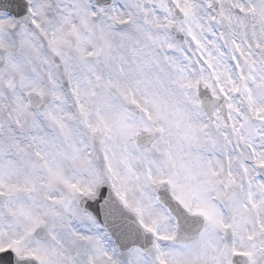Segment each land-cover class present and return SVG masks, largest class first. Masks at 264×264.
I'll use <instances>...</instances> for the list:
<instances>
[{"label": "snow or ice", "instance_id": "snow-or-ice-1", "mask_svg": "<svg viewBox=\"0 0 264 264\" xmlns=\"http://www.w3.org/2000/svg\"><path fill=\"white\" fill-rule=\"evenodd\" d=\"M0 264H264V0H0Z\"/></svg>", "mask_w": 264, "mask_h": 264}]
</instances>
